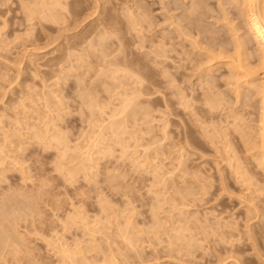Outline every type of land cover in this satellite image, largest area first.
<instances>
[{"label": "rangeland", "instance_id": "1", "mask_svg": "<svg viewBox=\"0 0 264 264\" xmlns=\"http://www.w3.org/2000/svg\"><path fill=\"white\" fill-rule=\"evenodd\" d=\"M234 2L0 0V264H264Z\"/></svg>", "mask_w": 264, "mask_h": 264}, {"label": "bare ground", "instance_id": "2", "mask_svg": "<svg viewBox=\"0 0 264 264\" xmlns=\"http://www.w3.org/2000/svg\"><path fill=\"white\" fill-rule=\"evenodd\" d=\"M235 1V2H234ZM239 1V5H240V7H241V17H243V19L242 20H244L245 22L243 23L244 24V27H245V30L248 32V33H250V39H249V42H253V43H256L255 45H256V52L259 54V56H260V59H261V61H262V63L264 64V0H233V2L234 3H236V2H238ZM57 3H59V2H57ZM193 4H198V1H197V3L195 2V3H193ZM59 5V4H58ZM195 7V6H194ZM142 8V7H141ZM193 9V8H192ZM144 10V9H143ZM197 10V9H196ZM132 10H130V12H131ZM148 11V10H147ZM133 12V11H132ZM143 12V11H142ZM191 12V11H190ZM147 14V13H146ZM133 16V15H132ZM149 16V15H148ZM129 17H131V14H130V16ZM137 17V16H136ZM145 17V16H144ZM150 17V16H149ZM135 18V17H134ZM144 20H146V19H144ZM148 20V19H147ZM133 21H135V20H133ZM130 22V21H129ZM136 22H138V19H137V21ZM132 22H130V24H131ZM135 23V22H134ZM139 23V22H138ZM134 25V24H133ZM131 26V25H130ZM134 26H136V24L134 25ZM129 27V26H128ZM133 27V26H132ZM139 28V27H138ZM245 31V32H246ZM96 34V33H95ZM92 36V35H91ZM88 37H86V39H87ZM239 38V37H238ZM100 40V39H99ZM88 41V40H87ZM92 41V40H91ZM241 42V41H240ZM244 43H246V42H244ZM248 43V42H247ZM91 44V43H90ZM239 46L240 47H242L243 49H245L246 47H248V46H244L242 43H240L239 44ZM245 47V48H244ZM245 52V51H244ZM254 53H255V49H254ZM257 54V55H258ZM253 55V54H252ZM255 55V54H254ZM253 55V56H254ZM249 56V55H248ZM256 56V55H255ZM250 57H251V54H250ZM252 58V57H251ZM248 59H250V58H248ZM109 66V65H108ZM116 66V65H115ZM118 66V65H117ZM113 67V66H112ZM118 68L120 69V67H117L116 69L118 70ZM116 69H114V71L116 70ZM124 69V68H123ZM130 69V68H129ZM110 70V69H109ZM121 70V69H120ZM126 70V69H125ZM130 71H131V69H130ZM113 72V71H112ZM115 72H117V71H115ZM114 72V73H115ZM111 73V72H110ZM115 78V77H114ZM139 81V80H138ZM140 81H142V80H140ZM138 84H142V83H138ZM251 85V84H250ZM144 87V86H143ZM254 87V86H253ZM140 88H141V86H140ZM262 89H263V91L261 92L263 95H264V82H263V87H261ZM148 89V88H147ZM145 90V91H144ZM143 91L144 92H147L146 91V88L144 89ZM142 91V93L141 94H143L144 92ZM259 91H261L260 89H259ZM258 91V92H259ZM136 93V92H135ZM260 93V92H259ZM133 94V93H132ZM138 94V93H137ZM147 94V93H146ZM128 95V94H127ZM139 95V94H138ZM263 95H262V98H263ZM121 97V96H120ZM137 97V96H136ZM88 99V98H87ZM132 99V98H131ZM130 99V100H131ZM134 99V98H133ZM221 99V98H220ZM264 99V98H263ZM125 100H127V99H125ZM124 100V101H125ZM138 100V99H137ZM123 101V102H124ZM127 101H129V100H127ZM127 101H125V102H127ZM214 101V100H213ZM221 101V100H220ZM122 102V103H123ZM125 102H124V104H125ZM131 102V101H130ZM129 103V102H128ZM140 103V102H139ZM143 103V102H142ZM218 103V102H217ZM90 104V103H89ZM123 104V105H124ZM214 104V103H213ZM133 105H135V104H133ZM118 106H119V104H118ZM122 107V106H121ZM210 107V106H209ZM118 108H120V107H118ZM135 108H137V107H135ZM263 108H264V101H263ZM116 109H117V107H116ZM138 109V108H137ZM136 111V110H135ZM263 111H264V109H263ZM211 112H212V109H211ZM130 113V112H129ZM133 113H135V112H133ZM208 113V112H207ZM119 114V113H118ZM123 114V113H122ZM263 114H264V112H263ZM115 115V114H114ZM113 115V116H114ZM124 115H126V114H124ZM144 115V114H143ZM120 115H117V117H119ZM145 116V115H144ZM264 116V115H263ZM262 116V117H263ZM124 117H126V116H123V118ZM110 119V118H109ZM125 120V119H124ZM117 121V120H116ZM206 121H208V120H206ZM263 122H264V119L262 120ZM122 122V121H121ZM125 123V122H124ZM113 125V124H112ZM122 126V125H121ZM112 127V126H111ZM111 127H110V129H111ZM113 128H114V126H113ZM261 128H263L262 129V132H263V136H262V144H263V146H261V147H263V148H261L263 151H264V123H263V125H262V127ZM261 144V145H262ZM258 147V146H257ZM260 147V146H259ZM260 152V151H259ZM261 153H262V151H261ZM261 153H260V155H261ZM263 155V157H264V152L262 153ZM258 159V158H257ZM261 159V158H260ZM262 160V159H261ZM264 161V160H263ZM260 164H262L261 162H260ZM264 166V165H263ZM5 219V218H4ZM12 244V243H11ZM228 250V249H227ZM230 251H232L231 249H229ZM228 250V251H229ZM229 251V252H230Z\"/></svg>", "mask_w": 264, "mask_h": 264}]
</instances>
